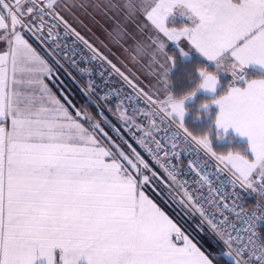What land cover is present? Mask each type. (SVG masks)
I'll list each match as a JSON object with an SVG mask.
<instances>
[{"label":"snow or ice","instance_id":"obj_1","mask_svg":"<svg viewBox=\"0 0 264 264\" xmlns=\"http://www.w3.org/2000/svg\"><path fill=\"white\" fill-rule=\"evenodd\" d=\"M105 7L123 10L126 19L142 15L155 33L146 45L138 43L136 53L147 57L149 75L164 90L158 103L179 131H173L166 143L155 134V122L146 129L137 121L138 114L149 113L131 104L121 110L123 101L118 100L115 114L151 157L149 162L131 144L125 151L111 140L96 118L103 113L81 111L53 89L50 82L63 69L74 82L86 76L82 91L91 96L97 74L91 65L96 61L101 78L114 72L135 89L128 100L139 102L147 96L66 18L65 13L86 27L76 14L87 12L84 0H0V264H34L38 258L47 264H78L81 258L86 264H217L216 256L202 250L146 194L147 186L157 180L220 239L228 249L223 255L229 264H264V240L255 239L256 223L264 215L229 203L223 191L212 187L198 161H189L198 188L180 178L178 167L181 153L195 144L228 169V183L234 188L264 197V78L247 80L245 87L235 84L250 63L264 67V0H107ZM177 7L187 10L191 23L166 26L165 18ZM61 26L65 36H74L91 55L77 61L79 53L72 48L63 61L53 64L30 42L29 34L42 43L56 39L59 32L54 30ZM108 34L118 42L124 32L116 24ZM169 41L176 42L181 55L187 53L180 42L187 41L214 62L216 73L225 65L231 69L234 82L200 107L218 105L216 128H232L247 137L246 147L219 152L210 139L211 128L197 131L185 124L184 103L173 99L171 91L170 72L176 61L165 51ZM49 54L55 56V51ZM200 71L203 75V67ZM219 85L217 79L209 92L217 93ZM199 87L187 95L194 97ZM111 95L119 97V92ZM93 99L108 101L110 95ZM153 164L162 170L163 180ZM205 185L215 195H200Z\"/></svg>","mask_w":264,"mask_h":264},{"label":"trees","instance_id":"obj_2","mask_svg":"<svg viewBox=\"0 0 264 264\" xmlns=\"http://www.w3.org/2000/svg\"><path fill=\"white\" fill-rule=\"evenodd\" d=\"M172 20H170L169 22L170 26L183 25L182 22H173ZM29 38L30 42L34 45V47L38 49V51H40L47 58H50L48 54L44 52L37 39L31 36V34H29ZM167 52L169 55H174L176 61L175 67L172 69L171 74V91L175 95H180L186 89L193 87L195 81L199 78L195 71L196 67H206L210 71H215V67L213 65L209 64L205 59L198 55H194L189 59L183 58L178 48L173 45L167 46ZM81 63L82 65H84V62ZM59 73L64 79L63 82L61 84L55 81L50 82L55 91L70 98L81 110L88 111L92 114L100 113L96 103L92 101L89 95H86L85 92L82 91V86L80 85V83H78L77 81L74 82L72 79L66 76L63 71H60ZM190 76L192 77V79H190ZM263 76L264 74L262 72L254 69H249L247 79L262 78ZM81 81L83 84H85L87 82V77L82 76ZM220 83L221 84L216 95H218L219 93L223 94L224 90H226L232 84L231 77L220 76ZM214 96L199 93L192 101L188 102L185 106L187 111L185 124L197 131H206L211 128L212 131L209 133V136L214 148L219 152H223L229 148L246 147L247 142L242 141L234 137L233 135H227L226 139L222 141L221 138L224 135L218 131L214 123L217 109L214 107H208L207 109L200 107L206 101H210L211 99H213ZM96 118L100 119L103 122L104 127L112 132L114 138L119 140L117 135H115L113 129L109 126L108 123H106V121L103 120L102 117L97 116ZM148 192L170 215H172V217L178 222L180 226H182V228L185 227L184 229L188 233V235H190L201 246L203 250L217 257V264H229L228 258L223 255L224 246L222 242L214 233L209 230L207 226L201 225L197 215H193L191 222L186 221V223L183 225L184 221H180V219L176 215L177 207L173 203H171L172 205H169L167 201L165 202V199H163L156 193L152 192L151 190H148ZM196 226H200L203 231L199 232L196 229ZM195 232L198 233L195 234Z\"/></svg>","mask_w":264,"mask_h":264},{"label":"built area","instance_id":"obj_3","mask_svg":"<svg viewBox=\"0 0 264 264\" xmlns=\"http://www.w3.org/2000/svg\"><path fill=\"white\" fill-rule=\"evenodd\" d=\"M60 28L61 33L59 35V39L60 42L63 43V45H76L78 43L74 36H65L63 27L61 26ZM79 55L88 57L91 55V53L89 51H86V49L82 47L81 49H79ZM82 66L87 67L88 65L86 62H84V65ZM91 66L97 73L94 75V80L95 87L101 93L100 96H103L105 93H109L110 95V99L108 101H104V110L110 117L112 125L115 129H118L122 133L123 137L127 141H131V143H134L133 145L136 149H138L142 156H144L145 159L151 162V157L144 151L143 148H141L136 143V139L134 138L133 133H131L132 131H129L128 127H126L123 123L118 122L114 117L115 113L111 105H113L114 103L118 104V100H122L123 104L121 105V109L123 110L125 108H128V106L131 104L137 107L140 110V113H149L147 117L138 114L136 117L137 121L140 122L146 129L148 128L150 122H155V126L158 129L155 134L158 136V138L164 139L166 143H170L169 137L171 136L173 131H179L177 124L170 119V117L167 115V112L162 109L161 105H159V99H155L152 97V100H149L147 96L150 95L146 93L147 96L141 97V100L139 102L136 100L130 101L126 97L135 95V89H133L130 85L123 81L114 72H112L111 75H105L103 78H101L98 75V73L101 71L98 62L93 61ZM105 68L107 69L108 66L105 65ZM113 90L119 92V97L111 95ZM128 113L131 114V109H129ZM165 129H167V135L165 133ZM177 151H180V149L178 148ZM190 160L198 161L200 165L204 167V171L209 175V179L213 181L212 187L214 189L223 191L224 195L228 197L229 203L235 201L241 208L245 210V212L249 214L256 213L257 215H264V198L256 192H252L247 189H241L238 186L234 188L231 184L228 183V181L231 179V173L228 171V169L223 165L218 164L217 161L200 150L195 144H192L191 147L185 148V150L181 153V159L178 162V167L182 169L180 178L187 180L191 188H198L199 186L196 184L198 177L189 169ZM152 166L163 180L164 176L162 170L155 164H153ZM199 194L205 198H208L210 195H215L214 193L209 192L207 185H205L203 188H199ZM235 222L239 227H246V225L240 224L239 221ZM255 232L257 234L255 239L264 240V220L257 221ZM242 235L244 234L242 233Z\"/></svg>","mask_w":264,"mask_h":264},{"label":"crops","instance_id":"obj_4","mask_svg":"<svg viewBox=\"0 0 264 264\" xmlns=\"http://www.w3.org/2000/svg\"><path fill=\"white\" fill-rule=\"evenodd\" d=\"M84 2L87 3V5H88L87 12H84V10L81 9V10H78L76 14L84 22V25H86V27L81 26L79 24H76L74 21H71V18L68 17L67 14L65 13L66 18H68L70 20V22L73 23V26H75L81 34H84L85 38L88 41L94 42L93 44H96V45H103L106 43L109 45H112V44H115V45H134V49H133L134 56L133 57L140 58L139 56H137V53H136V48H137L138 43L146 45L149 42V37L155 35L152 28L150 26L146 25L144 17L142 15L138 14L134 19H126L125 13L123 10L117 12V11H112V10L107 9L105 7L107 0H84ZM113 2H118V0H113ZM96 4H99L100 8H95L94 5H96ZM89 13H90V15H89ZM170 20H172L173 22L174 21L182 22L183 25H181V26H170L169 25ZM190 23L191 22L188 18L187 10L183 9L182 7L174 8L173 11L171 13H169V15L165 18V24L168 27L180 28V27H183L186 24H190ZM116 24H120L122 26V29L124 32L123 37L120 38L118 42L114 41L113 37L108 34V33L112 32V30L116 26ZM168 45H173V46L177 47L176 42L169 41L166 45V49H165L166 51H167ZM180 47L183 48L184 51L187 53V55H182L183 58L189 59L194 55H198V56L202 57L203 59H205L209 64H211L215 67L214 62L208 61L206 57H204L201 53H199L194 47L189 45L187 43V41H181ZM138 65H140V64L138 63ZM249 69H254V70L260 71L264 74V67L257 65V64L250 63L249 65L245 66V68L243 69L242 72L238 73V75H240L242 77V79L235 81L236 86H239V87H245L246 86V81L250 80V79H247V74H248ZM215 71H216V69H215ZM238 71H239V69H238ZM171 74H172V70H171ZM217 75H218L219 81H220V76H230L232 83L234 82V78L231 75V69L228 68L227 65H225L223 68H221L220 72H218ZM262 78H264V76ZM254 79H259V78H254ZM170 80H171V75H170ZM219 87H220V85L218 86V89H219ZM217 92H218V90H217ZM199 93L209 95V96L216 95V93L213 94L210 92H206L204 90L197 91L196 95ZM196 95L194 97H192L191 99H189V101L185 102L184 107L186 106V104L188 102L192 101L196 97ZM208 107L216 108L217 113L219 111V106L216 104L211 103L208 105ZM186 116H187V111L185 112V115H184V122H185ZM218 131L224 135L221 138L222 141H224L226 139L227 135H233L234 137H236L242 141L247 142V137L241 136L238 132H236L232 128L227 129V131H225L224 129H218ZM145 191H146V194L151 199H153L154 202H156L158 204V206H160L162 208V210H164L166 212V214H168L170 216V218H172L174 220V222H176L178 224V222L172 217V215H170L149 194L147 188L145 189ZM178 226H180V225L178 224ZM190 238L193 239L191 236H190ZM193 242H195L199 247H201L194 239H193ZM56 251L59 252V250H56ZM34 264H47V261L45 258H38L36 261H34ZM78 264H86V262L84 261L83 258H81V260L78 262Z\"/></svg>","mask_w":264,"mask_h":264},{"label":"rangeland","instance_id":"obj_5","mask_svg":"<svg viewBox=\"0 0 264 264\" xmlns=\"http://www.w3.org/2000/svg\"><path fill=\"white\" fill-rule=\"evenodd\" d=\"M54 31L59 32V35H60L61 28H58V29H56ZM43 35L44 36L47 35L46 31L44 32ZM81 35L84 36V34H81ZM59 37L60 36H58L56 39L48 40L46 43H42L41 40H38L37 39V41L42 46V49L44 50V52H46L50 58H47L42 53L41 54L46 59H48L50 63L55 64V62H56L57 59H60L61 61H63L64 55L66 53H69L70 54L69 50L72 49V48H76V50H77L78 53H79V49H81L82 47L85 48L86 51H89L79 41H78V43L76 45H63V43L60 42ZM34 38L36 39V37H34ZM89 42L92 43V44L94 43V42H91V41H89ZM57 44H59L60 47L57 48L56 47ZM93 45L97 49H99L104 55H106L109 59H111L113 61V63H115L118 67H120L121 70L124 71L130 77V79H132L135 82V84L139 88H141L145 93H147L148 95L152 96L153 98L159 99V100L163 97L164 90H163L162 86L157 83V79L155 77L149 75V72L151 71V68L149 67V61H148L147 57H140V58H136L135 60L133 59V56H134V51H133L134 45H115V44L109 45L107 43L106 44H103V45H96V44H93ZM65 46H67V47H65ZM52 50L55 51V56L49 54V52L52 51ZM75 59H77V61H79L80 60V55H77L75 57ZM138 63L140 65H138ZM66 67H67V65H66ZM61 71L64 72L63 69ZM72 71L73 72H76L75 69H72ZM76 75L79 76V73H76ZM170 75H171V72H170ZM81 78L82 77H80V80L77 81L78 83H80ZM63 80H64L63 77L60 75V73H58L57 76H56V79H54L52 81H55V82L61 84L63 82ZM80 85L82 86L81 83H80ZM92 94L95 97H98V96L101 95L100 91L96 87H95V90L92 92ZM89 97L92 99V101L94 103H96V105L99 108V112L100 113H103V116H102L103 120L106 121V123L109 124V126L113 129L115 135H117V137L119 139V140H117L116 138H114L112 132L110 130H107L105 128L106 131L109 133V137L111 138V140L113 142L118 143L121 146H123L125 151H128V148H127V145L128 144H131L133 147H135L133 145L134 143H131V141H127L123 137L122 133L118 129H115L114 128V126L112 125V123L110 121V117L108 116L107 112L93 99L92 96H89ZM187 101H189V99L186 100L185 102H187ZM100 102L102 103L103 106H105V102L104 101H100ZM111 107H112L113 110H115L116 107H117V103H114L113 105H111ZM121 110H123V109H121ZM81 111H84V110H81ZM114 113H115V111H114ZM128 114L130 115V113H128ZM114 117L117 119L118 122L122 123V121L120 119H118V117H117L116 114H115ZM101 140L104 143H108V141L107 140H104L103 137H101ZM137 151H138V149H137ZM147 189L148 190H151L152 192L156 193L157 195H159L160 197H162L163 199H165V202L167 201V203L169 205H172L171 203H173L177 207V213H176V215L178 216V218L180 219V221H182V222L184 221L183 222V225L186 223V221L187 222H191V220L193 218V214L192 213H189L186 209L183 208V206H181L179 203H177L176 199L174 198V195L170 192L169 188L166 187L164 183H161L159 180L153 181L151 184H149L147 186ZM197 217H198V215H197ZM198 219L200 221V218L199 217H198ZM204 225L207 226L206 224H204ZM180 227L182 228V226H180ZM196 227H197L196 229L199 232H202L203 231V229L200 226H196ZM184 228L185 227L182 228V231H184L185 234H188L185 231ZM197 233L198 232H195V234H197ZM223 251L226 252V251H228V249L225 248V246H224Z\"/></svg>","mask_w":264,"mask_h":264},{"label":"clouds","instance_id":"obj_6","mask_svg":"<svg viewBox=\"0 0 264 264\" xmlns=\"http://www.w3.org/2000/svg\"><path fill=\"white\" fill-rule=\"evenodd\" d=\"M201 67L196 68V73L198 75V79L195 81L193 87H196L199 85V90H204L206 92H209V89L212 87L213 83L218 79V75L215 71H210L208 68L203 67V75H201L200 71ZM191 88L186 89L182 94L180 95H174L173 99L175 100H181L182 103H185L186 100L192 98L187 95L189 91H191Z\"/></svg>","mask_w":264,"mask_h":264},{"label":"water","instance_id":"obj_7","mask_svg":"<svg viewBox=\"0 0 264 264\" xmlns=\"http://www.w3.org/2000/svg\"><path fill=\"white\" fill-rule=\"evenodd\" d=\"M80 83L82 84V86L84 85L81 81ZM92 97H95L93 94L91 95ZM96 101V99H94ZM97 102V101H96ZM103 109H104V106L102 105V103L99 101L98 103ZM198 215V214H197ZM199 216V215H198Z\"/></svg>","mask_w":264,"mask_h":264}]
</instances>
